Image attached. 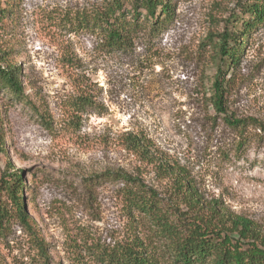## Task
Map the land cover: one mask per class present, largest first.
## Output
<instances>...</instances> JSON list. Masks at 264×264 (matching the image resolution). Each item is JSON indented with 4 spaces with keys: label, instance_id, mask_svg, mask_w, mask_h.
<instances>
[{
    "label": "rangeland",
    "instance_id": "374dc122",
    "mask_svg": "<svg viewBox=\"0 0 264 264\" xmlns=\"http://www.w3.org/2000/svg\"><path fill=\"white\" fill-rule=\"evenodd\" d=\"M160 1L171 6L162 26L144 23L113 48L92 18L118 3L142 22L144 0H0V65L15 64L24 89L17 97L0 88V204L10 210L0 222V264H107L100 250L136 239L159 264H172L156 227L126 207V184L103 172L139 179L173 219L179 210L207 217L210 206L248 219L264 243V131L249 126L241 145L211 101L215 42L239 16V0ZM79 96L91 100L82 111L73 106ZM227 110L264 121V26L229 87ZM128 134L146 142L150 159L126 147ZM9 172L22 174L46 257L2 187ZM190 190L196 210L183 203Z\"/></svg>",
    "mask_w": 264,
    "mask_h": 264
},
{
    "label": "trees",
    "instance_id": "16d2710c",
    "mask_svg": "<svg viewBox=\"0 0 264 264\" xmlns=\"http://www.w3.org/2000/svg\"><path fill=\"white\" fill-rule=\"evenodd\" d=\"M143 5L147 13L142 22L138 14L128 19L123 7L118 3L109 5L104 14H97L92 21L104 31L108 45L113 48L123 46L138 27L141 28L145 23L156 31L170 14L171 6L163 5L161 1L144 0ZM238 5L239 16L220 34V42H215L216 55L220 62L211 83V101L227 123L240 131L242 145L247 144L250 139L249 135H246L248 127L254 126L264 131V121L254 117L234 118L227 110L228 91L242 63L244 53L253 41L254 34L264 26V0H239ZM158 6L161 7L162 14H158ZM19 74L15 64H7L4 67L0 65V88L8 89L17 97H22L24 89ZM90 103L88 97L79 96L73 106L77 111H82ZM3 125L0 109V130ZM125 143L134 153H139L144 159H150V153L147 152L149 148L139 136L128 134ZM98 177H112L126 184L123 192L126 207L148 219L156 227L155 231L162 240V248L164 250L167 248L171 252L172 264H264V243L257 229L248 219L220 214L216 206L209 207L207 217L198 215L191 218L186 212L179 210L182 212L180 217L173 219L174 213L164 210L156 193L139 179L123 171L103 172ZM3 181L2 187L12 200L19 219L37 237L39 251L46 257L47 244L38 236L37 226L25 208L22 174L9 172L7 177L2 178ZM177 183L181 188L187 184L183 179H177ZM194 193V190L184 193L183 203L186 207L196 210L199 201L194 197ZM9 215L10 210L1 203L0 222ZM228 223H231L230 231L226 228ZM232 232H238L239 236L236 238ZM97 256L107 264H159L158 259L147 251L144 242L140 239L120 244L111 251L102 249Z\"/></svg>",
    "mask_w": 264,
    "mask_h": 264
}]
</instances>
